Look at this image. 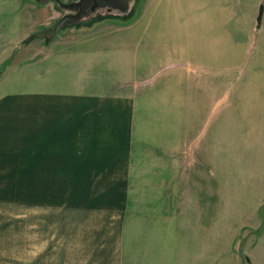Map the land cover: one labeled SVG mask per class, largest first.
I'll list each match as a JSON object with an SVG mask.
<instances>
[{"label": "crops", "instance_id": "crops-1", "mask_svg": "<svg viewBox=\"0 0 264 264\" xmlns=\"http://www.w3.org/2000/svg\"><path fill=\"white\" fill-rule=\"evenodd\" d=\"M32 1L0 0V202L11 201L18 217L21 203L28 208L32 264H52L53 202L62 201L69 187H83L70 212L83 219L73 247L85 264H165L158 258L162 243L175 237L180 245L173 263L180 264V258L186 263L184 255L196 247L207 260L214 223L233 227L228 248L238 242L241 247L235 264H264V213L258 212L264 204V150L240 155L234 170L240 185L228 189L229 159H234L225 141L231 132L235 150L242 148L244 119L236 108L230 127V109L240 87L264 74V69H228L230 36L240 27L243 38H251L261 20L255 27L251 14L247 29L246 22L235 24V9L222 0H190L187 7L176 0L157 5L146 0L137 17L104 31L103 43L96 40L99 34L76 35L73 45L50 44L58 54L46 52L21 64L14 51L32 32L48 27L39 28L42 14ZM6 9L14 12V24L21 23L9 36L1 28ZM154 9L157 51L166 60L141 69L127 50L118 56L116 35L133 26L141 29L139 35L152 32ZM257 9L254 4L255 14ZM146 104L155 109V138L138 135ZM151 141L155 152L147 154L157 157L152 165L158 177L146 184L158 187V193L146 201L159 203L158 208L132 210L121 204L120 209L135 148ZM232 196L250 209L230 212L233 203L242 204ZM214 202L221 213H213ZM17 230L13 251L0 246V264H21L19 223Z\"/></svg>", "mask_w": 264, "mask_h": 264}, {"label": "rangeland", "instance_id": "rangeland-1", "mask_svg": "<svg viewBox=\"0 0 264 264\" xmlns=\"http://www.w3.org/2000/svg\"><path fill=\"white\" fill-rule=\"evenodd\" d=\"M63 3H69L74 0H61ZM146 0H129L128 9L125 12H119L113 8H97L94 10H89L79 21L72 22L63 25L60 30L56 33L55 36H41V37H31L29 40L20 42L21 46L17 48L14 52L21 54L20 61L21 64H28L29 60L33 58H41L47 52L53 55L58 54L59 52H54L51 49L50 44L57 45L56 49L59 48V45L62 42H69V44H75L77 37L76 35L84 34H99L96 37L97 41L104 42L107 38V34L104 31L116 30L118 25L130 22L134 17H137L143 10V5ZM157 5L158 0H151ZM182 6H186L191 2L190 0H176ZM199 3H204L207 0H198ZM218 2L219 0H209V2ZM223 3H228L229 7L235 9L237 15L234 16L235 24H243L246 22V29L249 25L247 21L250 18V15L254 16L253 24L258 26L259 21L261 20V25L259 32L253 35L251 38H248L241 31V28H234L233 34L230 36L229 42V58H228V69H264V6L261 5L262 0H222ZM32 3L36 7V13L42 14L41 23L38 25L39 28L42 27H52L57 19L64 13L68 11H73L62 7L59 3H56L54 0H33ZM235 4H237L235 6ZM254 4L256 5L257 13L255 14ZM237 6L239 9L236 10ZM157 7V6H156ZM6 15L2 18L4 26L1 28L5 31L3 35L14 34L17 28L21 26V23L14 24L13 18L15 17L14 12L5 10ZM201 11L197 12V15ZM255 14V15H254ZM152 23L153 31L150 33H145L139 35L136 31V26H133L129 31L123 36L122 33L115 34L120 39L115 42L118 56L124 50H127L132 55V62L137 58V62L142 64L141 69H146L149 65L157 64L162 58V62L166 60L165 57H161L158 53V40L155 22L157 20V9H154L153 16L150 17ZM45 21V22H44ZM14 24V25H13ZM23 26V25H22ZM14 32V33H10ZM141 31V29H138ZM37 31V30H36ZM35 32V31H34ZM32 32V33H34ZM117 40V38H114ZM232 39L237 40L233 42ZM232 44V45H231ZM48 47V50H46ZM231 47V48H230ZM227 49V48H226ZM156 52V53H155ZM107 60V59H106ZM2 69H0L1 71ZM184 73V72H182ZM181 75V74H180ZM157 76V75H156ZM154 77L150 78L147 82L152 83ZM144 84V83H143ZM251 85H244L239 89V95L235 96L234 99L238 100L235 102V107L230 109V122L229 126L231 127L232 117L236 113V108L238 109L239 116L242 115L244 119V126L246 129L244 138L238 137V142L242 144V148L238 145V148L235 150L234 135L230 132L228 139L225 138L226 147L230 150L229 159V168L230 176L228 180V189L233 188V186L240 185V180L237 179L239 172L234 170L239 165V157L242 153L248 152L250 154L260 153L264 150V74L260 77L252 76L250 79ZM232 95H230V98ZM146 110L144 111L143 118L144 122L141 123L142 129L138 131V135L142 137L152 136L156 137V121L152 119V115L155 112L152 106L146 104ZM241 121V120H237ZM224 140V139H223ZM144 142V141H143ZM154 150H153V149ZM136 152L133 157V170L129 185L126 186V196L124 203H119V208L132 209V210H141L142 208H158L156 202H147L146 198L150 194L158 193V187L146 184L149 178L157 179V167L152 165L156 163L155 154H147V152H155V141L148 142L147 144L141 143L136 148ZM235 150L234 155L231 154ZM146 151V152H144ZM238 153H237V152ZM171 177V176H170ZM145 183V184H143ZM83 187H69L68 194L63 195L62 201L53 202V227H52V264H85L80 258L79 253L74 251L76 248L73 247L75 237H77V232H82L83 219L79 216H75L70 211L77 206L76 198L81 194ZM229 193L230 190H228ZM143 199V201H142ZM145 199V200H144ZM233 201L242 203L238 205L233 203L236 208L230 212H243L250 209L243 205L246 201L235 200V196H232ZM198 205H201L200 211H205L204 202H199ZM225 203H222V207ZM203 206V208H202ZM217 203H213V213H221L222 211L216 210ZM221 208V203L219 202V208ZM230 203H228V209H230ZM264 204L260 206L258 211L260 215H263ZM16 209L13 207L11 201H6L5 205H2L0 202V246L4 248H9L13 251L14 246V232L16 233L17 226L19 223L20 227V246H21V264H32L30 261V244H29V231H30V214L28 208L23 207L21 203V215L20 217L16 216ZM261 217V216H260ZM263 219V218H261ZM214 218V222H215ZM230 221V219H227ZM235 221V219H233ZM233 230V227H221L215 225L213 228V237H212V251L207 250V260L204 258V252L200 251L198 247L189 248L184 257L186 258V263H181L180 251L179 258L180 264H228V261H232L230 264H235L236 256H239L241 247L236 244L235 249L231 250L228 247V238ZM18 232V230H17ZM69 237V241L66 240V234ZM71 232V233H70ZM197 245L198 241L201 239L202 234L197 233ZM245 237V236H244ZM243 237V239H244ZM21 239V240H20ZM243 241V240H242ZM179 239L176 237L170 242H164L161 246V252L158 257L160 260L163 259L165 264H176L173 263V259L176 260L177 257V247ZM183 242V240H182ZM78 243V242H77ZM184 247L185 242L181 243ZM180 245V243H179ZM67 247H71L70 250ZM174 247V249H173ZM157 251L159 248L156 249ZM0 253H3L1 250ZM211 253V257H210ZM211 258V259H210ZM213 259V260H212ZM189 260H194L193 263H189ZM30 261V263H29ZM152 261V258H149V262Z\"/></svg>", "mask_w": 264, "mask_h": 264}, {"label": "water", "instance_id": "water-1", "mask_svg": "<svg viewBox=\"0 0 264 264\" xmlns=\"http://www.w3.org/2000/svg\"><path fill=\"white\" fill-rule=\"evenodd\" d=\"M54 1L59 3L62 7L73 11L62 14L52 27L37 30L32 33L31 37H53L63 25L79 21L85 14L88 13V9L94 10L97 8L108 7L116 9L121 13L125 12L128 9L129 0H74L69 3H63L61 0ZM260 4L264 6V0H262Z\"/></svg>", "mask_w": 264, "mask_h": 264}, {"label": "trees", "instance_id": "trees-1", "mask_svg": "<svg viewBox=\"0 0 264 264\" xmlns=\"http://www.w3.org/2000/svg\"><path fill=\"white\" fill-rule=\"evenodd\" d=\"M29 39H30V36L26 40H29Z\"/></svg>", "mask_w": 264, "mask_h": 264}, {"label": "flooded vegetation", "instance_id": "flooded-vegetation-1", "mask_svg": "<svg viewBox=\"0 0 264 264\" xmlns=\"http://www.w3.org/2000/svg\"><path fill=\"white\" fill-rule=\"evenodd\" d=\"M90 9H88V11H89ZM69 12V11H68Z\"/></svg>", "mask_w": 264, "mask_h": 264}]
</instances>
